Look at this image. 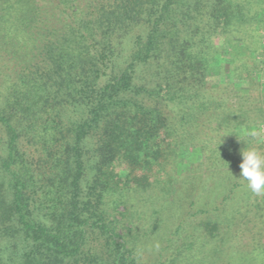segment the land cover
I'll return each mask as SVG.
<instances>
[{
	"label": "trees",
	"instance_id": "obj_1",
	"mask_svg": "<svg viewBox=\"0 0 264 264\" xmlns=\"http://www.w3.org/2000/svg\"><path fill=\"white\" fill-rule=\"evenodd\" d=\"M251 5L0 0V264H139L116 217L133 181L196 147L222 177L239 164L242 115L207 78ZM204 121L216 127L197 140Z\"/></svg>",
	"mask_w": 264,
	"mask_h": 264
},
{
	"label": "rangeland",
	"instance_id": "obj_2",
	"mask_svg": "<svg viewBox=\"0 0 264 264\" xmlns=\"http://www.w3.org/2000/svg\"><path fill=\"white\" fill-rule=\"evenodd\" d=\"M250 2L254 19L248 34L236 38L234 48L220 46L221 60L209 70L207 86L218 90L210 97H222L228 110L242 115L230 119L237 139L250 140L246 133L256 129L261 136L252 146L264 152V0ZM204 123L197 140L216 127L213 121ZM160 161L158 170L145 174L146 181H133L128 211L116 215L139 264H248L257 244H264V194L252 193L238 179L240 185L232 190L228 180L233 181L238 165L222 177L198 147ZM249 200L252 206L260 202L257 215L242 208L236 220V210ZM92 239V248L102 244L101 238Z\"/></svg>",
	"mask_w": 264,
	"mask_h": 264
},
{
	"label": "clouds",
	"instance_id": "obj_3",
	"mask_svg": "<svg viewBox=\"0 0 264 264\" xmlns=\"http://www.w3.org/2000/svg\"><path fill=\"white\" fill-rule=\"evenodd\" d=\"M246 136L251 139H240L246 147L239 152L241 161L235 177L243 182L252 193L264 194V152L252 146L253 142L261 136V132L253 129L248 131Z\"/></svg>",
	"mask_w": 264,
	"mask_h": 264
}]
</instances>
